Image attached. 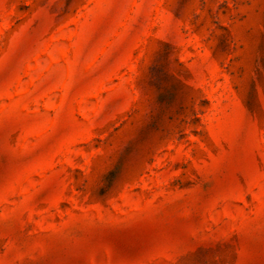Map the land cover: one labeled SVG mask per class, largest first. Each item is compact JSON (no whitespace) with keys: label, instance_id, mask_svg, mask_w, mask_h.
Listing matches in <instances>:
<instances>
[{"label":"rangeland","instance_id":"374dc122","mask_svg":"<svg viewBox=\"0 0 264 264\" xmlns=\"http://www.w3.org/2000/svg\"><path fill=\"white\" fill-rule=\"evenodd\" d=\"M0 264H264V0H0Z\"/></svg>","mask_w":264,"mask_h":264},{"label":"trees","instance_id":"16d2710c","mask_svg":"<svg viewBox=\"0 0 264 264\" xmlns=\"http://www.w3.org/2000/svg\"><path fill=\"white\" fill-rule=\"evenodd\" d=\"M171 77H173L178 83L180 82V84L182 83L180 80H178V78L174 75V74H172V75H170ZM183 84V83H182Z\"/></svg>","mask_w":264,"mask_h":264}]
</instances>
